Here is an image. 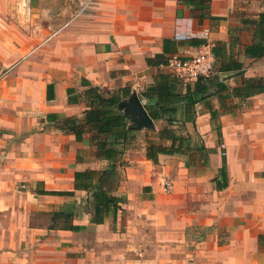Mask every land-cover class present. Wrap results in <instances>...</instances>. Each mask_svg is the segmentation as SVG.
<instances>
[{"label": "crops", "instance_id": "0c3cea01", "mask_svg": "<svg viewBox=\"0 0 264 264\" xmlns=\"http://www.w3.org/2000/svg\"><path fill=\"white\" fill-rule=\"evenodd\" d=\"M27 17L36 29L0 30V71L16 64L0 78V264L86 263L97 244L153 250V264H264V55L248 53L264 47V0H0V22ZM187 26L207 27L209 39L178 38ZM205 43L217 79L194 120L182 109L180 128L153 119L157 100L144 92L160 74H171L183 95L196 80L148 58L190 56ZM90 86L128 93L118 103L129 132L116 159L97 154L91 132L78 139L73 129L90 108ZM135 98L151 122L124 105ZM164 126L189 135L192 149L159 153L155 163L148 147L172 144ZM106 169L113 194L126 200L116 219L98 224L92 191L75 187L76 173ZM190 243L185 257L173 253Z\"/></svg>", "mask_w": 264, "mask_h": 264}, {"label": "trees", "instance_id": "16d2710c", "mask_svg": "<svg viewBox=\"0 0 264 264\" xmlns=\"http://www.w3.org/2000/svg\"><path fill=\"white\" fill-rule=\"evenodd\" d=\"M195 2L196 4L204 5L209 0H185ZM197 1V2H196ZM248 53L252 55H264V47L251 46L248 48ZM163 55L157 54L153 58H148L149 63L162 64L166 62ZM215 71V70H214ZM216 76L213 73L209 76H200L194 85H187L185 94L179 92L176 81L171 74H160V79L155 86L148 88L144 95L149 98L155 97L157 102L149 106V114L153 119H165L168 125H174L178 120L177 113L180 109L184 112L186 121L194 120L195 104L206 97L212 84L215 83ZM220 90L227 89V86H222L216 83ZM86 94L92 98L90 108L86 111L82 122L73 129L78 139L82 138L85 131L92 133V141H96L97 154L108 159H116L122 152L115 148V144L121 139L127 138V117L118 110V103L122 98L128 96L125 89L122 93L114 92L110 96L103 95L99 88L90 86L86 89ZM162 138L166 137L172 141L169 147L161 144L152 143L147 150V155L155 163L158 162L159 153H186L192 149L190 136L178 134L169 126H164L160 130ZM203 148L200 147L199 149ZM224 176L227 175L226 167L223 168ZM113 170H103V172H95L93 170H85L76 173L75 187L86 191H92L91 201L93 204V223H104L106 219L112 216L114 219L121 208V204L126 198L113 194L115 186L112 179ZM98 180L96 184L94 179ZM43 193H54L60 195H72L73 191H47ZM61 217L68 221L72 218L71 213L57 212L54 218ZM71 229H79L78 226L70 225Z\"/></svg>", "mask_w": 264, "mask_h": 264}, {"label": "rangeland", "instance_id": "374dc122", "mask_svg": "<svg viewBox=\"0 0 264 264\" xmlns=\"http://www.w3.org/2000/svg\"><path fill=\"white\" fill-rule=\"evenodd\" d=\"M38 27L37 22L36 21H31L30 18H26V19H22L19 18L17 20H4L0 22V30H11V31H16L17 29H25V30H29L30 28H34L36 29ZM16 64H13L12 67H15ZM12 67H10L9 69L7 68H3L0 71V74H2L3 76H5L9 71H11ZM180 80H184L183 82H185V78L180 77ZM4 108V104L0 105V109L3 110ZM176 125H178V128H180V126H182V124L180 122H176ZM181 129H183V127H181ZM197 140V139H196ZM43 218L45 216H42ZM108 245L106 247V245H94L93 249H92V254H93V260L91 261V259H88V261L85 263V260H82L80 263L78 264H153L151 263L152 261H148V257L154 255L153 250H148L145 249V247L142 245V250L145 249V252L140 255L137 254L136 251L134 250H130V249H126V250H122V246L121 248H117V245H112V247L109 249ZM150 246H148L149 248ZM185 249H179V251L177 252H173L175 255H178V257L180 255H184V257L186 256V254L190 251L195 250V245L193 244H187L184 246ZM127 248V247H126ZM109 249V250H108ZM118 249H120L118 251ZM102 254V256H101ZM91 258V257H89ZM140 258V261H138L137 259ZM135 259V261H134ZM157 264H198L196 262L195 259H188V260H184V259H177V260H173V261H157Z\"/></svg>", "mask_w": 264, "mask_h": 264}, {"label": "built area", "instance_id": "2783aa9c", "mask_svg": "<svg viewBox=\"0 0 264 264\" xmlns=\"http://www.w3.org/2000/svg\"><path fill=\"white\" fill-rule=\"evenodd\" d=\"M209 29L203 27L197 29L193 26H187L184 34L178 35V38H189L200 36L209 39ZM165 66L176 72L178 75L184 76L188 80H197L200 76H209L215 70V57L211 49L210 43H205L200 50L190 56L172 55L166 59ZM3 75L0 74V78ZM226 154V152H223ZM23 187L25 185L23 184Z\"/></svg>", "mask_w": 264, "mask_h": 264}, {"label": "water", "instance_id": "95a60500", "mask_svg": "<svg viewBox=\"0 0 264 264\" xmlns=\"http://www.w3.org/2000/svg\"><path fill=\"white\" fill-rule=\"evenodd\" d=\"M124 103H125L124 105H128L130 106V108H132V113L137 117H139L143 123L147 124V122L152 121V118L148 115V113L142 106L141 102L137 98L131 100L130 103L129 102H124Z\"/></svg>", "mask_w": 264, "mask_h": 264}]
</instances>
